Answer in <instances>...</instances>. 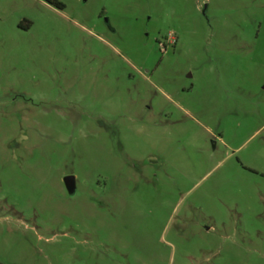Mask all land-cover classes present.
Returning a JSON list of instances; mask_svg holds the SVG:
<instances>
[{
	"label": "rangeland",
	"instance_id": "374dc122",
	"mask_svg": "<svg viewBox=\"0 0 264 264\" xmlns=\"http://www.w3.org/2000/svg\"><path fill=\"white\" fill-rule=\"evenodd\" d=\"M56 1L0 0V264H264V0Z\"/></svg>",
	"mask_w": 264,
	"mask_h": 264
},
{
	"label": "water",
	"instance_id": "95a60500",
	"mask_svg": "<svg viewBox=\"0 0 264 264\" xmlns=\"http://www.w3.org/2000/svg\"><path fill=\"white\" fill-rule=\"evenodd\" d=\"M62 184L66 192L69 194L73 191L74 183L73 178L70 175H65L61 178Z\"/></svg>",
	"mask_w": 264,
	"mask_h": 264
},
{
	"label": "trees",
	"instance_id": "16d2710c",
	"mask_svg": "<svg viewBox=\"0 0 264 264\" xmlns=\"http://www.w3.org/2000/svg\"><path fill=\"white\" fill-rule=\"evenodd\" d=\"M43 1L55 7H61V4L55 0H43Z\"/></svg>",
	"mask_w": 264,
	"mask_h": 264
},
{
	"label": "flooded vegetation",
	"instance_id": "af4514ba",
	"mask_svg": "<svg viewBox=\"0 0 264 264\" xmlns=\"http://www.w3.org/2000/svg\"><path fill=\"white\" fill-rule=\"evenodd\" d=\"M41 1H43V0H41ZM56 1V0H55ZM44 2V1H43ZM58 2V1H57ZM44 3H46V2H44ZM46 4H48V3H46ZM48 5H50V4H48ZM51 7H53V8H55V9H61L62 8V5H61V7H55V6H53V5H50Z\"/></svg>",
	"mask_w": 264,
	"mask_h": 264
}]
</instances>
